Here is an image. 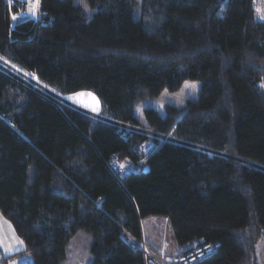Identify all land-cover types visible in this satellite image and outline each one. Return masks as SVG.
I'll return each mask as SVG.
<instances>
[{"label":"trees","instance_id":"1","mask_svg":"<svg viewBox=\"0 0 264 264\" xmlns=\"http://www.w3.org/2000/svg\"><path fill=\"white\" fill-rule=\"evenodd\" d=\"M85 1L97 8L89 19L73 0H40L48 18L36 24L13 22L18 5L0 0V58L62 95L91 92L99 114L119 123L63 104L0 63V214L23 242L7 260L27 253L32 261L19 264H60L83 231L91 264H144L124 237L138 241L141 218L165 215L171 255L197 241L214 248L196 264H258L264 20L254 0H142L140 14L133 0ZM185 80L201 81L193 99L163 116L145 108L138 123L137 100ZM136 128L180 143L154 140L148 171L118 177L110 158L136 162L148 139Z\"/></svg>","mask_w":264,"mask_h":264},{"label":"rangeland","instance_id":"2","mask_svg":"<svg viewBox=\"0 0 264 264\" xmlns=\"http://www.w3.org/2000/svg\"><path fill=\"white\" fill-rule=\"evenodd\" d=\"M136 2L134 6L135 14L141 13L142 0H133ZM74 3L80 5L86 13V18L89 19L94 12L97 10L96 7L90 6L85 0H73ZM254 10L261 20H264V0H254L253 2ZM257 9L260 11L258 12ZM141 17V16H137ZM147 18V16H146ZM152 17L150 16L149 20ZM147 26V25H146ZM0 63L6 66L10 71L16 73L26 82H31L25 75L23 71L9 63L8 61L0 58ZM28 76V75H27ZM30 77V76H28ZM33 80H38L32 78ZM39 81V80H38ZM32 83V82H31ZM40 87L35 83L33 86L38 87L46 92H50L53 97L58 101L66 104L92 118L95 115H99V102L94 94L89 91H80L74 94L62 95L56 91L48 88L40 81ZM195 85V87H192ZM201 87V81L199 80H185L182 82L180 87L174 91H169L163 89L159 94L154 96H143L141 99L137 100L133 107V115L137 119L141 126L145 125V108H153L159 115L163 116L165 114V106L171 105L177 108L183 107L187 101L193 99ZM63 98V99H62ZM89 99V100H88ZM88 100V101H87ZM94 102H97L95 105ZM104 120V119H103ZM107 121V120H105ZM109 122V121H107ZM116 123V122H115ZM180 143V142H179ZM211 155L215 154L214 151H208ZM224 155V154H223ZM226 156V155H224ZM140 230L141 239L145 242L146 248L156 255L172 254L176 252V245L174 242V237L171 232L169 219L165 215H151L143 217L140 219ZM89 235L85 232H80L75 237H72L67 244L65 251V258L60 264H91V254H90V240ZM0 241H2V247L4 249L7 247L14 248V251H20L23 249V243L21 239L15 233L11 223L0 214ZM16 249V250H15ZM256 256L258 264H264V237L260 238L255 246ZM10 253V252H8ZM32 258L29 254L15 255L11 257L8 264H19L20 262H30Z\"/></svg>","mask_w":264,"mask_h":264},{"label":"built area","instance_id":"3","mask_svg":"<svg viewBox=\"0 0 264 264\" xmlns=\"http://www.w3.org/2000/svg\"><path fill=\"white\" fill-rule=\"evenodd\" d=\"M8 5L9 6L18 5V8H19L18 13L11 15V19L13 22L16 19L23 18V19L32 20L36 24L37 23L44 24L46 19L48 18L47 12H45L44 10L41 9L40 2H39L38 12L35 15L32 14L33 5L30 3V0H8ZM14 15L17 17L16 19L12 18ZM20 70L23 71L24 73H26L28 76L38 79L36 77L35 73L27 72L23 69H20ZM27 75H25V77H27V79H29L32 83H35L38 87H40V83L38 80L37 81L33 80L30 77H28ZM31 82H28V83H30L33 86V84ZM33 87L38 88L35 86H33ZM47 93L52 95L50 92H47ZM94 117H97V118L102 119V120L104 119L107 121L110 120L104 116H101L100 114L95 115ZM109 122L113 123L112 120H110ZM136 129L138 131L144 133L145 135H147L148 139L143 142L142 147H141L142 148V155L136 162L122 164L119 161V156L117 154H114L110 158L109 168H110L111 172L114 175H117L118 177H123L129 173L139 171L145 166L148 154L150 153V151L155 149V147L157 146V144L154 140L158 141V145H161L162 143L167 142V141L179 143L178 140L174 139L171 136L170 131H168L164 134H159V133H156V132H153V131H150L147 129H143V128H136ZM121 165H123V167H121ZM124 238H125L126 242L133 249H139L142 252L144 264H196V262L200 261L204 255L211 252L214 248L213 245H211V244H207V243L205 244V243H200V242L194 241L192 243V245H190L185 252H183L179 255H171V254L156 255V254H153L151 251H149L146 248L145 242L142 241L141 238L138 241H134L128 237H124ZM5 255L6 254L4 253L3 249L0 246V264H8L9 263V260H7Z\"/></svg>","mask_w":264,"mask_h":264},{"label":"snow or ice","instance_id":"4","mask_svg":"<svg viewBox=\"0 0 264 264\" xmlns=\"http://www.w3.org/2000/svg\"><path fill=\"white\" fill-rule=\"evenodd\" d=\"M39 2H40V0H30V3L33 5V8H32V14L33 15L37 14V12H38ZM257 11L259 12L260 10L257 9ZM12 18L16 19L17 17L14 15ZM262 18H264V17H262ZM261 86L264 87V84H262ZM192 87H195V85H192ZM121 167H123V165H121ZM21 243H23V242L21 241ZM0 244H2V241H0ZM13 264H15V262H13Z\"/></svg>","mask_w":264,"mask_h":264},{"label":"crops","instance_id":"5","mask_svg":"<svg viewBox=\"0 0 264 264\" xmlns=\"http://www.w3.org/2000/svg\"><path fill=\"white\" fill-rule=\"evenodd\" d=\"M0 246H1V248L3 249V251H4V253L5 254H7V255H11L12 253H14V252H16V251H14V248H10V247H7V249H4L3 247H4V245H3V247H2V245L0 244ZM7 250V251H6ZM16 250V249H15ZM8 252H10V253H8Z\"/></svg>","mask_w":264,"mask_h":264},{"label":"water","instance_id":"6","mask_svg":"<svg viewBox=\"0 0 264 264\" xmlns=\"http://www.w3.org/2000/svg\"><path fill=\"white\" fill-rule=\"evenodd\" d=\"M0 116H2V114H0ZM110 121V120H109ZM114 123V122H113ZM114 124H118V123H114ZM148 171V166L145 165L143 168H142V172H147ZM201 242H203V240L201 239L200 240Z\"/></svg>","mask_w":264,"mask_h":264},{"label":"bare ground","instance_id":"7","mask_svg":"<svg viewBox=\"0 0 264 264\" xmlns=\"http://www.w3.org/2000/svg\"><path fill=\"white\" fill-rule=\"evenodd\" d=\"M62 99H63V98H62ZM88 100H89V99H88ZM88 100H87V101H88ZM94 104L96 105V104H97V102H94Z\"/></svg>","mask_w":264,"mask_h":264},{"label":"clouds","instance_id":"8","mask_svg":"<svg viewBox=\"0 0 264 264\" xmlns=\"http://www.w3.org/2000/svg\"><path fill=\"white\" fill-rule=\"evenodd\" d=\"M110 123H112V122H110ZM115 123V122H114ZM117 123V122H116ZM119 124V123H118Z\"/></svg>","mask_w":264,"mask_h":264}]
</instances>
